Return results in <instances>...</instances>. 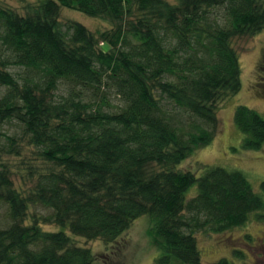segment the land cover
Masks as SVG:
<instances>
[{
    "label": "trees",
    "instance_id": "16d2710c",
    "mask_svg": "<svg viewBox=\"0 0 264 264\" xmlns=\"http://www.w3.org/2000/svg\"><path fill=\"white\" fill-rule=\"evenodd\" d=\"M61 7L112 29L63 28ZM26 10L0 5V128L14 123L18 133L0 131V150H29L34 181L16 188L0 164L11 220L0 229V264H93L66 232L111 245L142 216L151 219L155 264H203L196 234L264 218V200L241 172L177 169L218 134L219 108L241 88L232 41L264 30V0H41ZM233 122L244 148L264 144L257 112L238 106ZM36 206L50 213L25 223ZM232 255L244 262L242 251Z\"/></svg>",
    "mask_w": 264,
    "mask_h": 264
},
{
    "label": "rangeland",
    "instance_id": "374dc122",
    "mask_svg": "<svg viewBox=\"0 0 264 264\" xmlns=\"http://www.w3.org/2000/svg\"><path fill=\"white\" fill-rule=\"evenodd\" d=\"M39 1L41 0H0V5L14 9L19 15H25L27 5L36 4ZM166 1L176 3L177 0ZM58 21L63 28L69 21H75L93 33L112 29V23L106 19L91 18L63 7L59 10ZM232 47L239 58L240 91L227 99L219 108L220 130L212 143L196 150L177 169L190 171L196 177L202 176L207 168L214 166L241 172L253 190L264 200V194L259 189L260 182L264 181V144L259 149L244 148L245 136L233 122V114L238 106L248 107L264 118V87L259 81L262 72L258 71V67L264 63V30L253 37L234 39ZM12 70L16 71L15 68ZM16 128L14 123L3 124L0 131L9 136L17 135ZM3 143V139H0V149ZM24 152L25 156L14 157L0 150V164L5 163L10 166L11 179L15 187L27 191L34 181L29 180L26 169L31 153L29 150ZM196 193L197 187L193 185L185 193V199L194 197ZM49 213V210L40 206L32 207L25 223L28 224L33 215L41 217ZM255 215L252 214L244 226L225 233L196 234L202 263L213 264L221 258H227L236 264H264V218L259 219ZM10 223L7 207L0 203V229L6 228ZM150 226L151 219L148 216H142L131 224L117 242L111 245H105L100 240H85L65 232L75 244L91 250L95 256L93 264H155L159 250L152 244L148 235ZM42 229L47 232L60 230L55 225H44ZM233 250L244 253V262L232 255Z\"/></svg>",
    "mask_w": 264,
    "mask_h": 264
},
{
    "label": "flooded vegetation",
    "instance_id": "af4514ba",
    "mask_svg": "<svg viewBox=\"0 0 264 264\" xmlns=\"http://www.w3.org/2000/svg\"><path fill=\"white\" fill-rule=\"evenodd\" d=\"M261 71L262 72V74L260 75V77H259V75H258V77H259V81L262 83V85H263V87H264V63L258 68V71ZM264 89V88H263Z\"/></svg>",
    "mask_w": 264,
    "mask_h": 264
}]
</instances>
